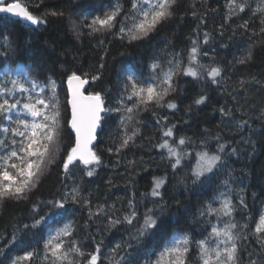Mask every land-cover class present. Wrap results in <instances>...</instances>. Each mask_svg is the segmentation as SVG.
Returning a JSON list of instances; mask_svg holds the SVG:
<instances>
[{"label": "trees", "instance_id": "16d2710c", "mask_svg": "<svg viewBox=\"0 0 264 264\" xmlns=\"http://www.w3.org/2000/svg\"><path fill=\"white\" fill-rule=\"evenodd\" d=\"M22 2L34 15L46 19L47 23L30 25L0 13V79H3L4 67L15 68L17 65L26 66V70L32 69L39 77L52 73L57 81L64 116L65 147H70L74 142V134L67 127V120L70 119L65 87L68 72L80 70L96 74L103 62L105 67L102 78L96 82L89 81L86 91L103 93L108 107L115 106V97L123 86V81L119 78L123 68H135L148 76V65L152 57L157 54L163 57L161 50L165 45L168 52H183L186 63L187 49L191 46L190 37L199 38L203 51L209 53L208 56H201L202 63L218 64L223 67L224 72L220 85L193 81L190 77H177V90L167 98L175 102L177 107H153L149 111L140 112L137 122L129 128V134L132 128L139 129L135 143L119 154L115 151L109 153L108 148L114 149L120 143V116L117 113L105 114L103 130H99L94 144V150L101 157V164L92 177L86 176L82 167L77 165L72 169L69 178L64 179L61 166L56 164L28 200L0 204V264H10L12 258L23 253L25 245L28 250L42 247L47 232L66 222L65 219H60L59 223L49 221L47 228L42 224L37 229L22 231L24 224L32 223L33 204L58 198L65 191L70 192L73 185L80 187L82 195L91 201L93 210L98 205H104L108 209L115 204L116 211L109 210L107 213L112 218H122L128 212V199L134 197L142 218L146 207H158L154 205L153 198L147 195L151 191L153 178H165V185L161 189V203L167 205L165 219L169 223L168 237L173 232L183 230L190 232L193 239L198 240L202 238L201 233L207 234L204 232L206 225L203 220L210 219L213 223L216 220L215 217L202 219L197 212L219 191H228L220 181L230 172V194L235 198L234 202L238 207L236 220L243 223L242 217L249 213L258 215L264 202V35L259 34L264 25L252 16L250 10L225 21L227 0H179L174 19L157 33L129 44L126 38L121 40L114 35L91 37L87 34V29H83V35L77 38L71 30V20L81 18L82 9L83 14H88V9L98 5L100 0ZM103 2L107 5L111 0ZM249 3L252 8L256 7L255 0H249ZM126 6H129L127 0ZM52 11H63L64 16L45 15ZM193 12H196L195 16L192 15ZM202 19L204 23H201ZM244 21H249L247 30L241 27ZM253 31L257 34L253 35ZM205 32L210 34L207 44L203 43ZM5 37L8 38L7 42ZM101 39H104L103 45L99 43ZM248 51L253 53L251 61L246 64L237 63L236 59ZM252 77L256 79L252 80ZM241 79L251 82L241 89ZM200 94H206L209 98L204 104L196 105L194 101ZM221 107L225 110L231 109L232 115L222 116ZM244 121L247 124L238 127ZM6 123L0 121V126ZM165 124L176 126L175 139L185 136L196 141L195 145L185 148L192 153L191 160H185L175 171L167 159V151L156 147L162 142ZM217 135L221 137V143L229 144L227 153H231L233 148L236 149L235 154H225L224 167L217 174V179L211 184L197 186H193L190 179L182 183V178L190 175V168L195 164L194 153L200 148L201 138L209 139L211 148L215 149L217 142L214 137ZM169 139L171 142V138ZM252 142H255L254 147ZM240 196L244 197L248 209L239 208ZM177 201L181 202L179 208ZM68 208L71 211L66 213V219L75 221L76 235L82 246L94 249V241L98 243L103 240L101 264H109V260L116 264L119 256L112 259L111 249L117 243L127 241L129 233L134 229L127 224L109 227L106 216L88 221V210L83 205L69 202ZM45 211L47 209L41 206L40 215ZM85 222H88L86 228ZM14 232L18 236L23 235L25 244L18 241L5 247ZM163 241V235H158L148 245L147 251L151 252L153 245H162ZM240 249L242 264H247V254L250 252L255 258L259 245L253 237L250 241H243ZM124 254L122 250L120 255ZM195 254L193 248L191 255L194 257ZM129 259H133L134 264H144L148 256H137L136 252H132ZM121 264H127V260L121 261ZM258 264L264 262L258 261Z\"/></svg>", "mask_w": 264, "mask_h": 264}, {"label": "snow or ice", "instance_id": "6c2138e0", "mask_svg": "<svg viewBox=\"0 0 264 264\" xmlns=\"http://www.w3.org/2000/svg\"><path fill=\"white\" fill-rule=\"evenodd\" d=\"M256 7L252 8L249 0H227V15L225 21L233 16H239L250 10L253 17L264 25V0H255ZM111 0L107 5L103 0L96 6L88 9L78 20H71V30L79 38L83 29L91 37L97 35L105 37L114 35L131 44L143 40L153 33L161 30L169 21L174 19L179 0ZM77 7H80L77 5ZM0 13L11 14L22 18L31 25L46 24L42 16L34 15L22 0H0ZM95 13V14H92ZM45 15L64 16V12L52 11ZM193 16L196 12L192 13ZM204 23V20H201ZM249 21L241 25L245 30ZM223 27V25H221ZM257 33L253 31V35ZM264 35V27L260 28ZM7 42L8 38H4ZM190 47L187 49V58L183 52H168L167 45L160 54L154 55L148 65L149 75L144 76L135 68H123L119 77L123 86L115 97V106L108 107L105 95L101 92L84 94L86 84L96 82L102 78L105 65L100 63L96 74L88 71L73 70L66 73L68 86L67 104L71 108V118L67 120V127L74 134V142L65 147V122L62 105L58 94L57 81L50 72L46 77H39L32 69L17 65L15 68L4 67L3 79H0V121L7 122L0 126V204L8 201L19 202L28 200L30 194L39 187L42 179L51 173L52 166L59 164L64 179L69 178L72 169L81 166L84 174L92 177L96 168L101 164V157L94 150L93 142L97 140L99 131L103 130L105 114L117 113L120 116L118 131L120 143L114 149L109 147L108 152L119 154L123 149L135 143L139 129L129 128L137 122L142 111H149L153 107H167L175 109L176 103L167 98L177 90V77H190L193 81H207L212 85H220L224 69L218 64H205L201 56H208L203 51L199 38H189ZM210 34L204 33L203 43L207 44ZM104 44V39L99 41ZM7 55V53H4ZM166 57V59L164 58ZM253 58L248 51L236 59L239 64H246ZM103 61V57H101ZM42 66V65H41ZM15 73V75H13ZM255 80V77L251 78ZM245 79L239 81L241 89L247 83ZM206 94H200L195 99L196 105H202L208 100ZM222 116H231L232 110L220 108ZM155 115V113H154ZM165 121L167 118H164ZM247 122H241L243 127ZM175 125L165 124L162 130V142L156 145L159 149L167 151V159L171 168L179 169L185 160H191L192 153L186 151L188 145H195L196 141L190 137L180 136L175 139ZM207 132V129L205 130ZM171 138V142L170 139ZM216 147L211 148L210 140L201 138L199 150L195 151V164L190 168V175L182 178L181 182L191 180L193 186L211 184L217 179V174L225 163V154L229 148L227 142L221 143V137L215 136ZM253 147L255 146V142ZM233 148L228 155L235 154ZM231 173L220 181L228 191H219L218 194L207 201L198 210L200 218L215 217L216 222L204 219L206 225L202 238L194 240L190 232H173L168 237L169 223L165 219L167 205L161 203L163 195L161 189L165 185V178H153L150 195L154 205L158 207L147 208L141 214L138 211L135 198L128 199V212L122 217L108 216L109 210L116 211L115 204L108 209L98 205L93 210L91 201L84 197L78 185H73L71 191H65L58 198L47 201H38L31 208L32 223L23 225V232L37 229L42 224L45 228L48 222L59 223L65 219L61 226L50 229L40 248L25 250L10 260V264H101L103 240L95 243L94 249L82 246L77 237V227L73 220L66 219L69 202L74 205H83L88 210V221L96 217L106 216L109 227L118 224H127L134 229L129 233L128 240L117 243L111 249L112 259L119 256L116 264L127 260V264H134L129 259L132 252L137 256L147 255L144 264H242L240 245L243 241H250L255 237L259 251L255 258L248 253L247 264L264 262V202L258 215L249 213L242 217L243 223L236 220L238 211L234 197L230 194ZM255 196V194H254ZM158 198V199H157ZM178 208L181 202L177 201ZM218 205V206H214ZM41 206L47 209L40 215ZM239 208L248 209L243 196L239 197ZM39 218H36V217ZM222 225V226H221ZM88 226L85 222L84 227ZM210 226V230H208ZM17 231H21L17 229ZM183 233V234H181ZM35 233H33V236ZM163 235L162 245H153L148 252V245L158 236ZM94 239V238H93ZM25 244L23 235L12 234L9 245L16 242ZM195 248V256L191 254ZM124 251L121 256L120 252ZM112 264V260H109Z\"/></svg>", "mask_w": 264, "mask_h": 264}, {"label": "water", "instance_id": "95a60500", "mask_svg": "<svg viewBox=\"0 0 264 264\" xmlns=\"http://www.w3.org/2000/svg\"><path fill=\"white\" fill-rule=\"evenodd\" d=\"M3 14H5V13H3ZM5 15H8V16H10V17H12V18H15V19L21 20V21L24 22V23L30 24V22H26V21L23 20L22 18L15 17V16H13V15H11V14H5ZM30 25H31V24H30ZM65 87H66L67 97H68V86H67V82L65 83ZM86 87H87V84L85 85L83 91H84V94H85V95H88L89 93L86 91ZM68 106H69V105H68ZM69 109H70V118H71V108H70V106H69ZM98 131H99V130H98ZM95 142H96V141H94L93 144H95Z\"/></svg>", "mask_w": 264, "mask_h": 264}]
</instances>
